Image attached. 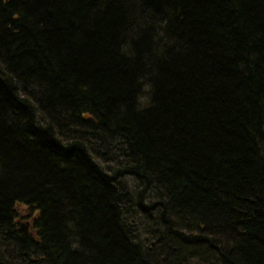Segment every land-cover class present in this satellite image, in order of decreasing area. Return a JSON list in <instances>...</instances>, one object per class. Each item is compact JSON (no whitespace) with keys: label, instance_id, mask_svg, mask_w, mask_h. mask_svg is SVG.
<instances>
[{"label":"trees","instance_id":"16d2710c","mask_svg":"<svg viewBox=\"0 0 264 264\" xmlns=\"http://www.w3.org/2000/svg\"><path fill=\"white\" fill-rule=\"evenodd\" d=\"M0 264H264V0H0Z\"/></svg>","mask_w":264,"mask_h":264}]
</instances>
